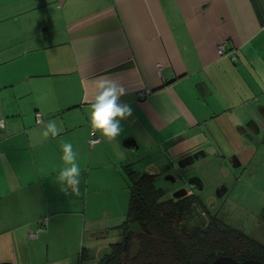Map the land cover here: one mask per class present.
Masks as SVG:
<instances>
[{"label":"crops","instance_id":"0c3cea01","mask_svg":"<svg viewBox=\"0 0 264 264\" xmlns=\"http://www.w3.org/2000/svg\"><path fill=\"white\" fill-rule=\"evenodd\" d=\"M100 75L123 84L133 114L89 149ZM36 113L61 133L45 138ZM0 120V264H32L38 221L59 232L61 206L80 201L58 180L65 143L76 162L105 152L116 170L167 181L185 153L209 162L202 139L219 152L243 141L227 157L248 161L264 135V0H0Z\"/></svg>","mask_w":264,"mask_h":264},{"label":"rangeland","instance_id":"374dc122","mask_svg":"<svg viewBox=\"0 0 264 264\" xmlns=\"http://www.w3.org/2000/svg\"><path fill=\"white\" fill-rule=\"evenodd\" d=\"M260 144L256 150L250 151L253 156L250 161L244 160V163L250 164L248 167L245 182L240 181L234 185L233 191L229 197L216 199L218 202V216L223 223L229 228L240 231L244 235L257 239V242L264 245V135L259 137ZM218 141L222 145L221 152L211 144V141L202 139L203 147L208 151L210 157L209 162L199 161L193 166L194 174L203 182L204 188L197 191L199 203L202 205L189 204L184 202V210L170 223L167 232L170 238H164L163 243L158 248V253L162 255L159 260L161 264H168V255H180L185 252V256H191L198 251L205 254L216 245L212 241L213 237L206 238L204 244L200 247L199 241L193 237L196 230L205 231L211 224L207 219V211L203 206L209 202L207 198L216 196L219 186L226 183L230 186L232 182L225 176L227 173L218 170L223 168L226 160L218 163L213 160L217 159L221 153L229 156L233 152L242 153L246 150L243 141H238L234 151L226 142ZM89 155L88 148L85 151ZM254 154V155H253ZM154 157L152 159H155ZM145 161L144 164L149 163ZM81 168V182L79 185V202L74 204L65 203L61 206V216L59 221L61 229L51 227L49 235H42L45 227L36 235L37 249L34 253L32 264H97L98 250L109 247L110 244L121 243L122 236L126 233H132L134 238L129 243V252L127 255L121 254V262L124 260L137 257L143 242L138 241L136 237L139 230L136 224L126 222L128 206H129V180L125 178V172L122 166H118L116 170L111 167L105 152H95L91 156V161L87 159L76 162ZM177 167V166H176ZM256 167V170H254ZM129 169V168H128ZM169 169V168H168ZM125 173V174H124ZM137 174V173H136ZM154 176V187L160 189L161 199L159 203L167 202L173 198L174 191L179 187L177 184H171L162 176ZM90 177L89 188H86L87 177ZM122 177V178H120ZM126 179V181H125ZM224 187V186H223ZM245 190V191H244ZM88 191V193H87ZM173 200V199H172ZM190 200V199H186ZM176 201V200H174ZM226 205H230L226 207ZM77 211V212H76ZM75 212V213H71ZM78 213V214H76ZM257 221L260 223L257 224ZM63 229V230H62ZM125 232V233H124ZM217 236V235H214ZM157 237V236H156ZM216 237H214V240ZM49 247H48V242ZM34 241V240H33ZM208 241V242H207ZM213 243V245L211 244ZM221 246L219 245V248ZM85 252V255L82 253ZM90 256L92 257L90 259ZM214 256H219L218 250L214 251ZM182 259V257H181ZM264 264V253L261 258ZM22 264H28L24 261Z\"/></svg>","mask_w":264,"mask_h":264},{"label":"trees","instance_id":"16d2710c","mask_svg":"<svg viewBox=\"0 0 264 264\" xmlns=\"http://www.w3.org/2000/svg\"><path fill=\"white\" fill-rule=\"evenodd\" d=\"M124 168L130 182V199L124 228H126L128 223L136 224L139 230V234L136 237L138 241L141 240L143 243L137 257H134L130 262V259L121 262V254H128L129 243L134 238L132 233L126 234L124 232L122 244L118 242L111 244L109 248L111 249V253L100 264H161L159 260L163 257L158 253V248L162 245L160 243H163L164 238L166 240L168 237L170 238L167 229L172 220L183 212V201L186 202L188 200H186L187 198H182L176 201L169 200L159 203L161 194L160 189H155L154 187V176L150 174H136L134 171L128 169V167ZM188 202L190 205L193 204L190 200ZM205 210L207 211V208ZM210 223L204 232L196 230L193 237L199 241L200 247L204 244L203 241L206 238L213 237L212 241L216 245L215 248L210 249L206 254L204 251V255L201 249L191 256H185V252L183 254L181 252L180 255H168V264H210L220 256L230 257L238 262L259 260L262 264L260 258L262 253H264V245L240 231L217 223L215 220H211ZM214 237H216L215 240ZM211 244L213 245V243ZM219 245L221 246L220 248ZM215 250L219 252V256L217 257L214 256ZM82 255H85V252ZM144 261L148 262L144 263ZM164 262L167 264L166 261Z\"/></svg>","mask_w":264,"mask_h":264},{"label":"clouds","instance_id":"9594fccd","mask_svg":"<svg viewBox=\"0 0 264 264\" xmlns=\"http://www.w3.org/2000/svg\"><path fill=\"white\" fill-rule=\"evenodd\" d=\"M94 95L89 105L88 123L92 129V134L99 132L101 137L109 141L116 139L122 132L121 122L128 119L133 114L132 107L123 102L121 97L126 94L123 84L107 75H100L91 81ZM44 123L42 135L47 138L57 137L63 130L57 126L55 120ZM77 153L73 151L71 143L63 145L62 159L69 167H65L58 175V180L67 191L69 187L79 195L80 166L76 163Z\"/></svg>","mask_w":264,"mask_h":264},{"label":"flooded vegetation","instance_id":"af4514ba","mask_svg":"<svg viewBox=\"0 0 264 264\" xmlns=\"http://www.w3.org/2000/svg\"><path fill=\"white\" fill-rule=\"evenodd\" d=\"M264 124V123H263ZM200 152L199 151H191L189 153H185L176 159V165L177 167H174L173 170H170V174H167L166 179L171 184H177L179 187L174 191L173 198L170 200H180L182 198H188L190 201L193 202V205H202L199 203V196L197 195V191H201L202 188H204V184L202 180L194 174V169L193 166L196 165L199 161L203 162L205 159H200ZM252 156L248 158V161H250ZM226 160L227 164L223 166L221 164V167L218 169L221 172L227 173L225 176L227 179H229L232 184L230 186H227L226 183L223 184V186H219L217 191H216V196L213 198H207L209 202L204 203L203 205L207 207V219L209 221L215 220L217 223L225 225L222 221V219L218 216V208H216V204L218 203L216 199H223L224 197H229L233 191L234 185H236L239 181L241 183L245 182V179L247 175L245 176V173L248 171V167L250 166L249 163H242L237 156H230L224 159ZM223 161V163H224ZM174 165V162H172ZM171 166V164H170ZM169 166V169L171 168ZM167 169V170H169ZM256 170V167L255 169ZM245 191V190H244ZM176 195H181L180 197H175ZM189 201V200H188ZM197 201V203H196ZM230 205H226L228 207ZM257 224L259 225L260 223L257 221ZM255 239V238H253ZM257 241V239H255ZM111 245V244H110ZM109 247L103 248L98 250V256H97V264H100L101 261L106 258L111 253V249ZM92 257L90 256V259ZM134 258V257H133ZM258 262L261 261L256 260ZM148 261H144L146 263Z\"/></svg>","mask_w":264,"mask_h":264},{"label":"built area","instance_id":"2783aa9c","mask_svg":"<svg viewBox=\"0 0 264 264\" xmlns=\"http://www.w3.org/2000/svg\"><path fill=\"white\" fill-rule=\"evenodd\" d=\"M223 47H224L223 43L218 46V53L220 55H225V50L223 49ZM231 59L232 60H235L234 57H231ZM143 97H144V93L143 92H141V93L138 94V98L142 99ZM35 122L38 125L42 123V117H41V115L39 113H36L35 114ZM5 127H6L5 121L4 120H0V131H3L5 129ZM99 143H100L99 138L97 137L96 134L93 135L92 134V131H91L90 132V136H89V140H88V148L89 149H93ZM47 222H48V219L47 218L40 219L38 221L39 228H38L37 233L47 224Z\"/></svg>","mask_w":264,"mask_h":264},{"label":"water","instance_id":"95a60500","mask_svg":"<svg viewBox=\"0 0 264 264\" xmlns=\"http://www.w3.org/2000/svg\"><path fill=\"white\" fill-rule=\"evenodd\" d=\"M181 195H176L175 197H180ZM210 264H260V262L255 261V260H245L242 262H238L233 260L230 257H224V256H220L217 257L212 263Z\"/></svg>","mask_w":264,"mask_h":264}]
</instances>
